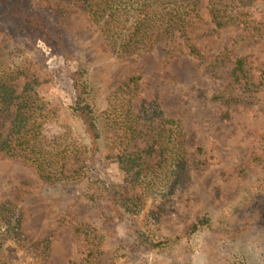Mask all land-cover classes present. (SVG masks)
I'll use <instances>...</instances> for the list:
<instances>
[{
  "label": "trees",
  "instance_id": "obj_1",
  "mask_svg": "<svg viewBox=\"0 0 264 264\" xmlns=\"http://www.w3.org/2000/svg\"><path fill=\"white\" fill-rule=\"evenodd\" d=\"M255 9V0H0V30L20 43L0 42V156L31 167L46 195L75 191L84 215L59 220L68 222L82 254L69 264H117V256L193 264L198 237L208 264H248L241 246L250 249L264 231V175L219 211L193 213L188 203H174L209 167L206 148L188 149L182 119L168 115L156 93L139 99L140 75L115 81L104 98L103 83L69 26V14L84 13L103 50L119 59L165 42L166 58L202 62L207 59L191 28L209 23L214 30L235 28L236 43L258 39L264 24ZM52 61L61 68L64 99L50 96L44 86L48 80L41 77ZM224 67L230 68L228 82L211 95L223 118L230 119L240 105L264 106V64L255 72L247 57L229 47L205 71L215 76ZM254 138L253 155L240 177L258 169L264 173V133ZM110 163L123 173L124 185L105 176ZM174 208L181 211L180 228L170 232L164 216ZM24 218L11 199L0 202V264H45L50 257L52 241L30 237ZM108 244L116 247L110 260L105 259ZM224 254L228 259L222 261Z\"/></svg>",
  "mask_w": 264,
  "mask_h": 264
},
{
  "label": "rangeland",
  "instance_id": "obj_2",
  "mask_svg": "<svg viewBox=\"0 0 264 264\" xmlns=\"http://www.w3.org/2000/svg\"><path fill=\"white\" fill-rule=\"evenodd\" d=\"M42 2L44 0H36ZM55 1V0H49ZM255 17L264 24V0H255ZM69 26L90 53L95 78L103 83L104 98L115 88L114 82L129 75H140L141 91L139 99H151L156 93L162 107L171 117L182 119L187 133L188 149L203 145L210 160L209 167L195 175L193 185L186 190L179 202L188 203L192 212L209 210L219 211L231 205L245 185L260 175L259 169L247 177H240V168L249 161L254 150V136L264 133V106L240 105L232 112L230 119L222 117L219 103L211 100L213 91L228 82V70L224 67L214 74L207 73L205 67L210 60L231 48L235 55L247 57L255 72L264 64V31L261 38H249L236 43L238 31L233 28L214 30L213 25L201 23L191 28L194 42L200 47L206 61L198 62L187 56L166 58L162 42L153 50L131 59H119L102 48L103 40L94 30L88 17L81 11H73L67 17ZM8 41L20 46L13 34L0 30V42ZM61 68L52 61L50 68L44 70L41 77L50 96L65 98L66 86L61 81ZM58 74L54 79L52 74ZM60 75V76H59ZM65 112V108H63ZM107 179L118 185H124V175L117 165L110 163L104 169ZM28 182V184H24ZM41 187V188H40ZM44 186L34 170L20 161L0 156V202L11 199L24 211V230L30 237L48 238L52 242L50 257L45 264H69L70 260L79 261L82 254L68 222L59 221L62 215L66 219L84 215L75 191H66L62 197L46 195ZM147 209H153L150 203ZM181 211L172 210L165 215L166 230L177 231ZM202 238H196L194 253L200 251ZM264 242V231L255 239V244ZM248 245L241 246L245 253ZM247 247V248H246ZM116 253V247L108 244L105 259L110 260ZM194 255V257H195ZM193 257V259H194ZM117 264H164L162 257H137L129 259L116 257ZM205 259L204 256L201 257ZM220 257L216 255L217 261ZM228 259L224 254L222 261Z\"/></svg>",
  "mask_w": 264,
  "mask_h": 264
},
{
  "label": "clouds",
  "instance_id": "obj_3",
  "mask_svg": "<svg viewBox=\"0 0 264 264\" xmlns=\"http://www.w3.org/2000/svg\"><path fill=\"white\" fill-rule=\"evenodd\" d=\"M246 251L249 257L248 264H264V242L254 244ZM204 255H206V253L203 247H201V251L197 252L193 259V264H208L206 259L201 258Z\"/></svg>",
  "mask_w": 264,
  "mask_h": 264
}]
</instances>
